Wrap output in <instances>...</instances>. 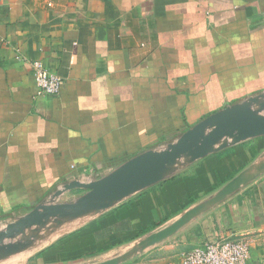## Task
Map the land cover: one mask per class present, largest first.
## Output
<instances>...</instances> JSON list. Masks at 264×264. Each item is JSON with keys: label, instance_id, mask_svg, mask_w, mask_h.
<instances>
[{"label": "crops", "instance_id": "obj_1", "mask_svg": "<svg viewBox=\"0 0 264 264\" xmlns=\"http://www.w3.org/2000/svg\"><path fill=\"white\" fill-rule=\"evenodd\" d=\"M0 2L5 227L38 205L83 193L65 190L70 181L99 179L139 153L165 148L205 116L264 93V0ZM33 60L61 78L58 95L37 94ZM259 160L264 135L229 142L169 167L157 183L105 209L65 217L20 249L31 264L110 259ZM221 238L247 240L248 264H264V172L120 264H176Z\"/></svg>", "mask_w": 264, "mask_h": 264}, {"label": "water", "instance_id": "obj_2", "mask_svg": "<svg viewBox=\"0 0 264 264\" xmlns=\"http://www.w3.org/2000/svg\"><path fill=\"white\" fill-rule=\"evenodd\" d=\"M264 93L247 100L221 108L198 121L184 131L174 142L160 150H147L128 159L103 177L82 182L72 180L65 190L81 189L83 193L71 202L45 203L38 205L22 218L8 224L0 231L1 242L21 233L28 227L42 225L54 220L57 225L62 218L80 215L84 212L109 207L139 189L151 186L163 177L164 172L182 156L199 159L215 150L223 149L229 142L236 144L242 140L264 135ZM255 104L257 108L253 107ZM264 172V162L256 161L232 177L206 200L182 213L171 224L141 237L122 254L91 264H120L146 249L172 236L193 218L210 209L242 185L257 178ZM61 190L56 192V196ZM24 244H6V253H12Z\"/></svg>", "mask_w": 264, "mask_h": 264}, {"label": "built area", "instance_id": "obj_3", "mask_svg": "<svg viewBox=\"0 0 264 264\" xmlns=\"http://www.w3.org/2000/svg\"><path fill=\"white\" fill-rule=\"evenodd\" d=\"M30 64L37 94L58 95L61 78L50 72L40 60H33ZM249 258L250 246L247 240L221 238L193 247L176 264H248Z\"/></svg>", "mask_w": 264, "mask_h": 264}, {"label": "rangeland", "instance_id": "obj_4", "mask_svg": "<svg viewBox=\"0 0 264 264\" xmlns=\"http://www.w3.org/2000/svg\"><path fill=\"white\" fill-rule=\"evenodd\" d=\"M188 158L189 157L186 155L182 156L181 158H179V160L174 165H177L181 163L182 160H185ZM81 194L82 193H79V194H76L75 196L70 197V199H68L70 201H67V202L75 201ZM56 227H57V224L54 222V220L51 219L47 222H44L43 225H37V226L34 225L31 228L25 229L22 233L15 234V236H13L12 238L3 240L1 242L2 246L0 247V264H31L30 262L25 260L28 250L24 251V249L19 248L15 252L6 253L5 245L13 244V243H21L25 241H30V244H31V240L34 238L33 236L35 235V233L39 232L41 234L42 232L48 231L51 228H56ZM4 228H5V225H0V230H3ZM50 239L51 237L49 236L46 237L44 240L40 241V243L37 244L36 247L42 246L43 244L47 243ZM34 250L35 248H31L29 253H33Z\"/></svg>", "mask_w": 264, "mask_h": 264}]
</instances>
